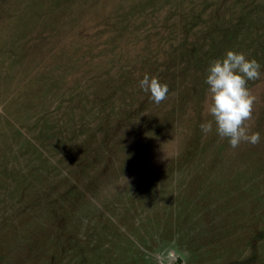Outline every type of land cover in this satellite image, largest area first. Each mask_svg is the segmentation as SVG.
I'll use <instances>...</instances> for the list:
<instances>
[{
    "label": "rangeland",
    "instance_id": "obj_1",
    "mask_svg": "<svg viewBox=\"0 0 264 264\" xmlns=\"http://www.w3.org/2000/svg\"><path fill=\"white\" fill-rule=\"evenodd\" d=\"M219 38L256 145L200 128ZM0 264H264V0H0Z\"/></svg>",
    "mask_w": 264,
    "mask_h": 264
},
{
    "label": "clouds",
    "instance_id": "obj_2",
    "mask_svg": "<svg viewBox=\"0 0 264 264\" xmlns=\"http://www.w3.org/2000/svg\"><path fill=\"white\" fill-rule=\"evenodd\" d=\"M205 83L208 85V113L212 120L200 125L204 133L215 131L226 138L232 149L243 143L256 145L260 142L259 132H252L248 121L252 119L257 97L248 87V81L261 76L260 63L249 59L243 52L227 50L222 58L213 60L208 68ZM139 87L150 93V100L160 104L168 97L169 87L156 76L144 74Z\"/></svg>",
    "mask_w": 264,
    "mask_h": 264
},
{
    "label": "trees",
    "instance_id": "obj_3",
    "mask_svg": "<svg viewBox=\"0 0 264 264\" xmlns=\"http://www.w3.org/2000/svg\"><path fill=\"white\" fill-rule=\"evenodd\" d=\"M237 13L238 14L240 13L239 17L237 18V20L235 22H233V23H231V25H229V28L233 29L231 37L232 36L233 37H237V36L241 37V36H244L245 34H247L249 32L247 24H251V22L253 20H257V18H258V17H255V15L251 16V10L247 11L246 9L245 10L241 9V12H240V10H238ZM254 13H255V11L253 10V14ZM256 31L258 32V30H256ZM254 36H258V35H254ZM204 42H206V40ZM219 43L223 44V46L225 45L224 50H231V48L233 46V43L229 44V41H227V43H226L223 40H221L220 38L218 41L211 39L210 41H208L206 43L207 49H202L203 52H201V53H206V52L211 51L212 54H216V45ZM227 44L230 46L227 47ZM199 54L200 53H198V55L195 58H193L195 64L200 62Z\"/></svg>",
    "mask_w": 264,
    "mask_h": 264
}]
</instances>
